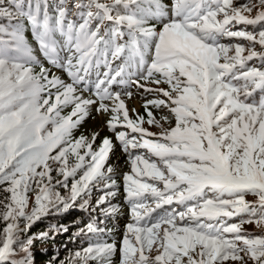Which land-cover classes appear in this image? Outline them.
I'll use <instances>...</instances> for the list:
<instances>
[{"label":"snow or ice","instance_id":"1","mask_svg":"<svg viewBox=\"0 0 264 264\" xmlns=\"http://www.w3.org/2000/svg\"><path fill=\"white\" fill-rule=\"evenodd\" d=\"M72 7L82 22L69 19L64 0L51 13L48 0H27V10L25 0H0V18L17 20L11 42L0 40V185L8 193L0 201L6 222L0 264H33V241L47 233L26 239L21 233L78 199L88 210L87 197L101 181L106 189L116 186L108 164L112 139L104 137L94 149L98 132L73 138L93 105L108 115L106 127L131 163L124 181L134 223L121 240L120 264H264V236L243 231L244 223L264 226V28L233 30L264 24V0L239 6L234 0H87ZM24 20L39 55L25 36ZM6 31L0 25V33ZM225 38L248 43H223ZM90 84L95 98L83 96ZM128 84L155 94L144 104L147 119L135 109L130 116L122 95L131 98V91L111 90ZM149 106L167 114L157 119ZM170 117L174 126L165 128ZM53 172L63 180L54 184ZM69 178V195L61 196L56 185L67 187ZM115 195L106 191L97 206ZM173 204L183 210L153 218ZM242 213L253 219L229 223ZM103 231L88 223L78 235ZM116 250L115 242H96L75 259L110 264Z\"/></svg>","mask_w":264,"mask_h":264},{"label":"trees","instance_id":"2","mask_svg":"<svg viewBox=\"0 0 264 264\" xmlns=\"http://www.w3.org/2000/svg\"><path fill=\"white\" fill-rule=\"evenodd\" d=\"M49 5H51L50 11L53 12V7L56 5V3H52L54 0H48ZM61 2V0H58ZM77 0H72V2L76 3ZM65 3H68L69 0H64ZM87 2V0L85 1ZM166 4H168V0H164ZM17 23V20L13 22V25ZM26 25V31L25 36L27 37L28 42L30 43V36L29 31L27 29V22H24ZM2 26H7L6 23L2 24ZM9 31L12 30V28H8ZM150 108V107H149ZM71 108H66L62 112V115L69 114ZM152 110V109H151ZM159 111V109H154V112ZM159 113H163L162 111H159ZM164 115V114H162ZM141 116H144L145 119H147L146 116V109L143 108L141 111ZM82 128V123L78 126L77 129L73 131V138H76L80 130ZM110 137V135L105 136ZM104 137L101 139L103 140ZM80 173H77L76 178H79ZM113 179V178H112ZM115 180V187L106 189L105 188V182L102 183L101 186H94L91 189L90 195L87 197L89 201L90 207L88 210H84L83 212L80 211V203L81 200H77L75 205L71 207L66 212H57L54 209L50 211L47 215H42L41 218L35 223L32 224L31 228L27 233H24V236H33L38 237L41 233H47V238L45 239H35L33 241L32 249H33V255L36 259L37 264H82L81 261H78L75 259V253L76 252H82V250L86 247H88L90 244H94L96 242H107L112 243L116 241V234L112 230L114 224L111 222L110 218H101L100 216L102 213H94V211H99L101 206L102 208H108V204L105 203L104 205L97 206L96 202L97 200L104 195L106 191H113L116 193L115 196L110 197L108 202L113 201L118 207H123L124 202L122 198H118V194L122 191L121 182L119 179H113ZM73 183V179L69 178L67 184V187H63L61 185H56V191H58L61 196L67 197L70 192L71 184ZM6 185H0V201L4 200V198L8 195L4 191V188ZM30 196H34V193H29ZM31 205H34V198L31 201ZM31 206V207H32ZM31 207L29 209H31ZM3 211L2 205H0V212ZM90 211V213H89ZM21 224H24L25 221L21 220ZM88 223H95L97 227L103 229L105 231L104 226H108V234L103 231L102 234L99 236H95L93 234H84L80 233V229L85 228V226ZM6 227V222L0 220V233H2L3 228ZM67 228L68 231L65 232L62 229ZM26 237V238H27ZM25 238V239H26ZM57 246L61 250L59 252H56L54 250V247ZM47 247L49 248L47 250ZM43 248H45L43 250ZM116 252L112 255L110 264H118V247L116 244ZM88 264H98L97 261L90 260L88 261Z\"/></svg>","mask_w":264,"mask_h":264},{"label":"rangeland","instance_id":"3","mask_svg":"<svg viewBox=\"0 0 264 264\" xmlns=\"http://www.w3.org/2000/svg\"><path fill=\"white\" fill-rule=\"evenodd\" d=\"M78 1L80 2L82 0H78ZM235 1L238 2L239 0H235ZM70 4H71V1L68 3V5H70ZM241 4L242 3L239 1L236 5L239 6ZM253 15H255V13H253ZM235 27H236V25L234 26V28ZM255 31H257V30H255ZM236 42L245 43L246 46H247V43H248L246 41H235V43ZM257 50L258 51L260 50L258 45H257ZM257 62L258 61H252V62H249V63L255 64L257 66ZM53 71L55 72V74L59 73L58 75L61 76V78L64 79L66 82H70L69 78L64 76L62 71H59V70H56V69H53ZM92 77L93 76L90 75L89 79L91 80ZM113 86H112V88H113ZM146 87L155 88L156 85L148 83V84H146ZM160 87L167 88V85L162 84V85H160ZM125 90L131 91L132 94H133V96L131 98H127V97L122 95V99L125 100V103H126L128 109H129V114H130V116H133V117H134V113L132 112L133 109H135L136 113L140 112L138 114L141 115L140 109L145 104V101L152 100V99L156 98L154 93H146L143 90L142 91H140V90L138 91V90L132 89V87L129 86V85L123 87L121 89V93H123ZM83 96L85 98H89V97L94 98V96L92 95V92H88V91L83 92ZM151 111H153V114L156 116L157 119H159L162 114H164V115L167 114V110L166 109L162 111L163 113H159V111H161L160 109H159V111H156V112H154V109H152ZM108 119H109L108 115H106L104 113H99L98 114L96 112V106L95 105L91 106L90 112H89V116L82 122L83 126H82V128L80 130L79 135H85V136H88L89 139H91V134L94 133V132H98L99 136L97 137L96 142L93 145L94 149H98V147L100 146V143L102 141L101 138L104 137V136L110 135L108 133L110 130L106 127V121ZM170 120H171V124L164 123L162 121V123H164V127L165 128H168L170 126H174V123H175L174 118L170 117ZM144 127L148 128L149 131L154 132V133H159L160 132V129L157 128L154 125H148L147 123H145ZM106 133H108V134H106ZM77 138H79V137H77ZM111 138H112V136H111ZM112 139H113L114 148H113V151H112V153L110 155V158H109V161H111V162L109 163V161H108V164L113 166V168L116 171L115 173L121 174V176L115 177V179H119L124 184L125 183L124 174L125 173H131V163H130L128 157H127V154H124L122 149L118 150V148H117V146L115 144L114 138H112ZM72 162H73V158L70 157V163H72ZM52 175L54 177V180H53L54 184H55V181L57 179L63 180V177L62 176H57V174L55 172H53ZM119 196H118V198H119ZM30 197H32V199L29 202V208L32 206L31 205V201L33 200L34 196H30ZM246 200L252 202V201L256 200V197L252 196V195H248V196H246ZM119 214H121V215L123 214L122 210L119 212ZM243 215L244 216H242L241 218H239L237 221H235L233 223H239L241 221H247L249 219H253L247 213H245ZM115 223H116L115 230L118 233H122L123 230H124V227L122 226V223L120 222V220H116ZM23 225L24 224H21V227H23ZM125 228H126V226H125ZM243 231L245 233H247V234H250L253 237H255V236H264V226L258 227L255 224L254 221H253V223H244L243 224ZM23 234L24 233H21V239H25L27 237V236H24ZM44 249L45 248H43V250ZM48 249L49 248L47 247V250ZM54 250L56 252H59L61 249L59 247L55 246ZM32 251H33V249L31 247V252ZM20 256L22 257L23 253H21ZM32 257H33V264H37L36 263V259H35L34 255H33V252H32ZM225 264H238V262L226 261ZM248 264H252V262L248 261Z\"/></svg>","mask_w":264,"mask_h":264}]
</instances>
